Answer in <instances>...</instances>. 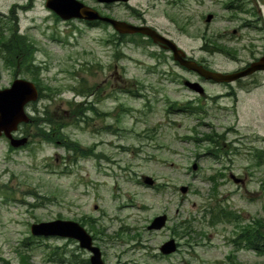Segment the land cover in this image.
<instances>
[{"label":"rangeland","instance_id":"1","mask_svg":"<svg viewBox=\"0 0 264 264\" xmlns=\"http://www.w3.org/2000/svg\"><path fill=\"white\" fill-rule=\"evenodd\" d=\"M79 1L117 20L141 24L136 19H144L147 25L171 33L189 56L212 69L230 72L237 67L219 55L200 52L202 43L166 23V0H131L128 5ZM15 3L22 2L0 0V13ZM44 3L35 0L34 8L18 11V23H13L18 34L34 43V66L40 68L42 82L54 89L52 99H38L27 112L42 117L48 110V115L69 122L75 105L68 101L98 102L92 106L95 113H86L85 122L75 118L76 125L63 129L69 141L91 149L93 155L79 158L31 136L24 147L13 149L0 137V264H22L23 255L30 264H56L48 260L54 251L55 258L66 264H83L89 254L75 241L31 236V224L57 218L85 222L105 264H230L228 258L237 264H264V255L232 242L240 234L237 226L264 219V154L258 160L255 152L264 151V86L248 91L243 89L249 85L238 87L234 99L224 96L227 86L204 83L205 95L199 96L182 83L197 77L176 66L158 47L126 42L115 49L107 42L115 36L111 27L62 21ZM211 8L203 0L200 12ZM196 25L204 34L205 24ZM10 26L0 18L5 37ZM228 28L213 23L206 35ZM117 51L122 57H116ZM2 58L0 47V89L16 78L30 80L28 75L15 76ZM253 81L259 83L257 77ZM85 87L91 88L90 95L80 93ZM190 107L193 113L185 112ZM19 130L15 136H25ZM28 130L34 134L35 126ZM212 132L224 134L225 144L231 143L236 152L211 158L204 139ZM193 163L196 170L191 169ZM230 174L244 183H233ZM210 175L218 181L215 196ZM144 176L162 187L144 184ZM180 186L188 187L185 195L179 193ZM219 207L238 214L236 223L212 225L204 210L212 208L214 213ZM160 214L168 217L166 227L147 231ZM187 222L193 232L181 234ZM170 238L179 244V251L160 256L158 247ZM26 239L29 245L24 247Z\"/></svg>","mask_w":264,"mask_h":264},{"label":"water","instance_id":"2","mask_svg":"<svg viewBox=\"0 0 264 264\" xmlns=\"http://www.w3.org/2000/svg\"><path fill=\"white\" fill-rule=\"evenodd\" d=\"M99 3L112 4L116 2H128L129 0H97ZM45 6L51 10L56 16L62 20L78 19L84 21H101L108 23L119 34H140L150 38L153 43L160 44L164 49H168L173 54V60L186 70L191 71L215 83H231L237 79L247 77L258 71L261 67L255 63L248 68L233 72L221 73L206 70L195 61L185 58V54L176 47V45L161 36L152 28L146 25H134L109 17L101 16L94 9L82 4L77 0H46ZM208 16L206 21H210ZM183 85L198 94H203L202 86L197 82L185 80ZM38 99V92L35 85L23 79H16L11 86L5 89H0V136L3 134L12 147L18 148L27 142V138L23 137L15 139L12 135L22 123H28L29 116L25 111V106L29 103L35 102ZM196 169V165L192 166ZM234 183H239L240 179L234 175H230ZM143 182L148 186H153L154 181L150 177H144ZM188 187L181 186L179 192L186 194ZM167 223V215L161 214L155 216L149 225L148 231H160ZM31 234L33 236H57L62 238L74 239L78 241L79 246L91 253L90 264H104L101 259L100 250L93 246L91 236L84 230L82 226L72 221L55 220L50 222H41L31 225ZM177 244L174 239H169L159 247V252L162 255H169L176 251Z\"/></svg>","mask_w":264,"mask_h":264},{"label":"flooded vegetation","instance_id":"3","mask_svg":"<svg viewBox=\"0 0 264 264\" xmlns=\"http://www.w3.org/2000/svg\"><path fill=\"white\" fill-rule=\"evenodd\" d=\"M35 0H21L22 3L12 4L11 9L6 14L0 13V18L8 19L9 16H14L19 9H33ZM212 6L210 12L201 14L200 5L203 0H188V4H183L181 0H166L169 5V9L165 11L166 23H171L175 31L181 35L188 34L190 38L203 45L199 46V51L205 52L209 55H219L225 60H229L232 63H237V67L233 71H238L247 68L252 63H257L261 68L250 75L247 78L239 79L231 84H225L230 93L232 90L239 89L238 87L248 86L243 91H248L256 87L253 79L257 77L259 83L257 87L264 86V0H208ZM24 2V4H23ZM210 16V21H206V17ZM138 23H148L144 19H136ZM179 23H183L180 24ZM186 23V24H184ZM205 23L206 29L204 34H201L199 27L196 24ZM213 23H225L228 29H224L223 32L216 34L209 31V26ZM85 25L93 26L94 23ZM187 29L186 27H191ZM166 33V34H165ZM162 34L168 39L172 40L179 48L180 45L170 36L171 33L165 32ZM191 35V36H190ZM120 39L118 35L113 36V41ZM160 48V45H156ZM162 49V48H160ZM182 49V48H181ZM164 53L168 54L172 60V53L168 50L162 49ZM183 50V49H182ZM188 59H192V56H187ZM195 59V58H194ZM193 60V59H192ZM201 65H205L203 60L197 61ZM174 63V62H173ZM176 65V64H175ZM262 80L260 81V78ZM197 81L200 84L211 83L205 81L201 77H197ZM246 81H250L247 83ZM236 84V87L232 86ZM115 90V88L113 89ZM227 93V94H228ZM225 97H230L228 95ZM220 98V97H219ZM69 105L75 104V108H90L83 112L78 118L81 122H85L88 119L87 112L95 113L93 110L94 105L98 102L94 101H68ZM73 114V112H71ZM85 223V222H83ZM74 256V253L71 257Z\"/></svg>","mask_w":264,"mask_h":264},{"label":"trees","instance_id":"4","mask_svg":"<svg viewBox=\"0 0 264 264\" xmlns=\"http://www.w3.org/2000/svg\"><path fill=\"white\" fill-rule=\"evenodd\" d=\"M11 21H8V24L11 25L8 28V36H4L2 32L0 31V47L1 52L3 55V62H5V65L10 68L13 73L16 75V73L22 74V75H28L30 80L36 85L39 93L38 99H52V94L54 92V89L49 88L47 85H45L42 80L40 79V68L34 66V54L36 52L35 45L32 41H30L26 36L24 35H18L16 33V26L13 23H10ZM98 24H102L103 26H108L106 23L98 22ZM118 35V34H117ZM120 39H118L117 42H112L115 46V49H118L116 47H119L120 44L130 42L134 43L136 45H147L151 44V40L147 38V40L144 39L143 36L139 34L134 35H118ZM116 57H122L121 53L119 51L116 52ZM142 87V86H141ZM44 91H48V94H44ZM124 91V90H123ZM128 93H131V91H126ZM82 94L90 95L91 88L85 87L84 91L80 92ZM52 95V96H51ZM35 103L32 104L34 106ZM75 105V104H74ZM90 108H87L86 110H89ZM85 108H75L73 109V114L68 115L69 122L65 121V118L62 116H58L55 118L51 113L48 115V110H46L42 115L40 116H30V120L27 124H23L21 127L20 132L24 134L25 136H31V138H39L40 140H43L47 143H55L61 145L67 152H70L73 156L80 157H89L93 155L91 149H83L79 146L78 143L69 141L66 137V135L63 132V129L69 125H76L77 119L83 112L86 111ZM192 110H195L194 108L190 107L188 109H185V112H192ZM29 126H35V132L34 134L29 133L28 127ZM225 135H219L215 132H212L210 135H205V143L207 145V154L211 156L214 159H219L223 155H227L229 151L231 153L236 152L237 149L232 148V144L228 143L225 144ZM257 152V150L255 151ZM264 154V151H258L256 154V158L262 157ZM75 161V160H74ZM221 177H224V174L221 175ZM208 180L212 184V195L215 196L216 188L218 185V181L214 176H209ZM162 185H157L155 189L161 188ZM207 211L210 214V222L213 225L214 223L221 222V221H227L231 222L237 221L239 218V215H237L235 212L230 211L226 208H217V212L213 213V209L204 210ZM183 232L181 234L184 235H190V233L193 231L192 225L190 222H187L185 225H182ZM240 233L237 237V240L239 244L241 245L243 242L246 244V247L252 250H255L257 253H263L264 252V219H257L250 221L246 226L239 227ZM173 233H175V229H173ZM180 234V236H181ZM27 240H25L22 244L24 247L27 246ZM22 264H30L28 262V256L23 255L20 257Z\"/></svg>","mask_w":264,"mask_h":264}]
</instances>
